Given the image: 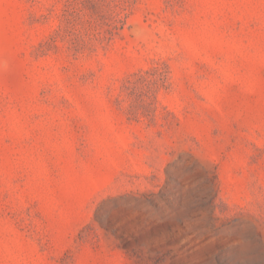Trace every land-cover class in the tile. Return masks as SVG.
I'll list each match as a JSON object with an SVG mask.
<instances>
[{"label": "rangeland", "instance_id": "obj_1", "mask_svg": "<svg viewBox=\"0 0 264 264\" xmlns=\"http://www.w3.org/2000/svg\"><path fill=\"white\" fill-rule=\"evenodd\" d=\"M0 264H264V0H0Z\"/></svg>", "mask_w": 264, "mask_h": 264}]
</instances>
